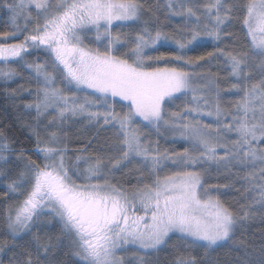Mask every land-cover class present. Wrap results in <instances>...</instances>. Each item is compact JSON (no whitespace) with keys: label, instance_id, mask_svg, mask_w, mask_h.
Instances as JSON below:
<instances>
[{"label":"snow or ice","instance_id":"obj_1","mask_svg":"<svg viewBox=\"0 0 264 264\" xmlns=\"http://www.w3.org/2000/svg\"><path fill=\"white\" fill-rule=\"evenodd\" d=\"M4 6L12 14L15 30L0 37L15 38L20 31L29 34L20 43H0V61H23L30 48L43 50L49 57L43 63L26 62L37 89L35 104L25 107H35L37 120L53 109L49 124L59 121L57 128L69 118L80 117L92 127L110 128L113 133L107 143L110 154L77 155L74 162L67 147L60 146L58 132H51L46 141L37 139V152L44 162L29 159L7 184L8 193L24 197L5 216L9 239L0 243V252H12L10 264H52L51 249L39 244L38 236L34 251L28 245L15 251V242L31 234L44 215L58 220L79 264H125L118 251L127 253L129 246L145 254L159 251L176 233L193 246L214 249L230 240L238 221L249 219L254 209L241 206L237 212L218 195L219 188L229 185L203 182L210 162L245 181L246 191L257 193L255 203L264 210V0H247L240 6L249 38L247 50L225 53L217 47L195 57L185 49L204 38L219 41L237 6L224 0L200 5L193 0H168L165 7L171 15L186 18L181 38L158 29L153 34L145 21L130 42L112 30L141 19L144 5L139 0H11ZM20 18L25 20L23 29L17 24ZM89 33L95 34L94 42L103 43V50L85 43ZM169 40L177 46L175 54H146L145 49ZM129 43V52H120ZM221 55L233 81L228 91L239 97L227 108L222 106V90L215 80L195 71L202 62ZM12 75L0 70V76ZM197 79L205 80L203 86L196 84ZM189 93L191 106L181 112L167 111L168 105ZM205 117L211 122L202 123ZM142 127L178 133L189 147L171 154L161 151L158 143L142 134ZM11 151L6 140L0 141V168L11 163L5 155ZM133 161L147 171L150 183L141 180L129 190L110 181L115 171ZM167 162L175 171L161 178ZM10 171L0 170V176L9 179ZM174 264L198 262L192 257ZM259 264H264V258Z\"/></svg>","mask_w":264,"mask_h":264},{"label":"trees","instance_id":"obj_2","mask_svg":"<svg viewBox=\"0 0 264 264\" xmlns=\"http://www.w3.org/2000/svg\"><path fill=\"white\" fill-rule=\"evenodd\" d=\"M144 5V11L141 16L140 23L129 24L126 27L113 28V35L122 31V37L129 39V42L135 38L137 32L145 26L147 21L150 30L158 29L174 39H180L181 35L186 32L184 29L186 26V19L181 16H173L166 9L165 3L162 0H139ZM198 5L203 4L206 0H197ZM6 3H11V0H0V33L14 31V26L11 22V13L4 6ZM229 6H237L233 9V15L231 23L224 34V38H228L236 42L231 49L223 50L215 42H198L195 45L189 46L185 49L188 56L195 57L206 54L207 52H215L217 47L223 50V52H235L241 50H247L249 44V38L246 37V29L243 26V17L245 15L242 11V5L247 3V0H225ZM21 23V22H19ZM227 23V22H226ZM20 28L23 29L22 25ZM21 32V31H20ZM125 32V34L123 33ZM11 38V37H10ZM9 39V38H8ZM3 37H0V43L4 41ZM12 40V39H10ZM22 40V39H21ZM20 40V41H21ZM96 47V45H91ZM131 47V43H129ZM177 51V46L173 40L163 41L154 48H149L145 51L147 55L159 56L172 55ZM126 52V51H124ZM123 53V52H122ZM223 56V55H221ZM221 56L213 57L210 63L204 64L202 67L196 70H210L218 69L221 66ZM45 60H37L34 54L25 55L24 60L13 63L12 66L7 68L8 71H12L14 75L10 78V82L0 79V137L4 138L10 146L14 154V159H11V163L15 165L14 172L9 174V179H4L0 176V243L8 240V233L5 224V216L9 208H13L16 198L12 193H8L7 184L11 179L15 178L19 172L23 171L24 164L29 160H35L37 163L41 162L40 154L37 152V129L33 128V124L23 123V117L30 116L25 105L31 104L30 96L34 88L37 85L33 84L30 79L33 76L30 69L26 67L27 63H43ZM163 61H161V66ZM191 71L192 69H186ZM30 74V76H29ZM29 92V93H28ZM71 94V93H70ZM187 102L184 98L175 100L172 104L167 106L168 112H178L185 108ZM116 109H120L119 105ZM29 120V121H30ZM104 129L94 127H87V124H82L77 130H72L69 133V140L67 141L68 157L75 159L77 155L83 157H94L98 154L107 152L108 139L104 136ZM41 140V138H40ZM171 141L166 145V149L171 152H182L184 148L188 147L187 144L179 141ZM104 149V152H101ZM20 165H17L18 163ZM13 166V165H11ZM216 168L206 170L203 174V180L208 185H229V187L219 188V198L226 205L232 207L237 212L240 211L241 206L251 205L254 209L251 217L246 220L238 221L235 231L232 234L230 240L223 245L214 247V249L205 250L201 247H196L190 244L189 241L172 238L167 244L159 251L151 254L141 255L147 261V264H174V262L180 258L184 260L195 257L198 264H259L260 260L264 258L262 249H264V210H261L260 205L255 203V197L257 193L246 191L249 185L242 180L235 179L229 172H215ZM6 171V169H5ZM233 173L237 169L231 170ZM243 174V173H242ZM144 174H127L124 173L122 181H117L116 184L123 186L125 189H132L137 185L139 181L143 180L147 183L148 180ZM6 193H8L6 195ZM46 229L43 231L46 233ZM38 234L36 229L32 230L31 234H26L23 239H18L15 243L18 247L15 249L17 253L23 251V246L28 245L29 250L34 251L38 246L34 237ZM46 236V235H45ZM48 246L53 252L54 259L52 264H79V261L72 255V251L69 248L68 240L61 234L60 229H54L49 232ZM9 243L11 241L9 240ZM39 244L43 245V238H39ZM55 252L57 256L55 255ZM12 252L5 251L0 252V264H10L12 260ZM41 256H43V249H41Z\"/></svg>","mask_w":264,"mask_h":264},{"label":"rangeland","instance_id":"obj_3","mask_svg":"<svg viewBox=\"0 0 264 264\" xmlns=\"http://www.w3.org/2000/svg\"><path fill=\"white\" fill-rule=\"evenodd\" d=\"M162 2L165 3V6H166V4L168 3V0H162ZM193 3L198 5L197 0H193ZM183 19L185 20L186 18L183 17ZM140 20L137 21V22H128V25L129 24H134V23H140ZM19 22H21V23H19ZM17 24L19 26L22 25V27H24L25 20L23 18H20V19H18ZM188 26H191V25L188 24ZM29 27H31V25H29ZM228 27L226 28V30L221 32V39L219 41H212V40H210L208 38H204L200 42H210L211 41V42L217 43L218 46L222 47L223 50L231 49V47L234 46L237 41L234 42L233 40H230L229 37L228 38H224V34L227 31ZM184 29L186 30V26H185ZM246 31H247V29H246ZM118 33L122 35V31L118 32ZM123 33L125 34V32H123ZM27 34H29V33L28 32H24V31L18 32L17 36L15 38H9L7 40L2 41V43H9V44L20 43L21 41H23L24 36L27 35ZM153 34H154V31H153ZM94 36H95L94 33H89L88 36L85 38V43L88 44L90 47H92L91 46L92 44L96 45V47H100L101 50H103V43L102 42H94ZM122 36H124V35H122ZM125 38L122 37V39H125ZM10 39H12V40H10ZM161 42H163V41H161ZM160 43H158L157 45H159ZM129 50H130V46L129 45L126 46V47L120 48V52H124V51L129 52ZM147 50H149V48L145 49V51H147ZM31 54H34V56L37 57V60H43V58L47 59V60L49 59L48 55L43 50H36V49H31V48L29 49V53L23 54V55L25 56V55H31ZM221 59H222L223 63L221 64V66H219L218 69H213L212 68L210 70H207V69L202 70V68H201L198 71L195 69V71L197 73L202 74L207 79L215 80L216 85L219 87V89L222 90V91H220V97H221L222 106L227 108V107H230L231 105H234L235 101L238 100L239 97L237 95H235L233 92L228 91V89L230 88L231 83L233 81H232V79H231V77L229 75L228 65L226 63L225 56H221ZM20 61L21 60H19L18 58L13 60V61H11V62H9V63H5L3 61H0V70L8 71L7 68L12 66L13 63L20 62ZM258 63H259V61L257 60V64ZM32 74H33V76H31L30 79L33 81V84L37 85L36 80L33 78L34 77V73L32 72ZM29 76H30V74H29ZM3 78H4L5 81L10 82V80L8 78H5L4 76H0V79L3 80ZM204 83H205V80L197 79V81H196V84L199 85V86H203ZM57 86L63 88V85L59 81H57ZM36 89H37V86H36V88H34V90L32 92H30L31 93L30 98H31V100H33L31 102V104H35V102H36ZM65 94L66 95H71L70 92H68L67 90H65ZM212 95L214 97L215 96V92H213ZM181 98H184V99L187 100V102L185 103V107L186 106H191V104H190V102H191V93H189L187 97H181ZM27 110H28V112H30V116H32V117H31V120H30V118H28V116L27 117L24 116L23 117V123L30 124V125L33 124L32 127L36 128L37 129V133L39 134V137L37 136V139L39 138V140H40V138H41V141H46L48 139V137H49L51 132H58L59 135H60V139L63 142L60 145L61 147L67 145V141L69 140V138H68L69 137V133L72 130H77L80 127V125L87 124V127L94 128V127H92L91 125L88 124L87 120H84L83 118H80V117H77L75 119L69 118L60 128H57L56 124H59V121H57L56 124H49V121L52 120V117L55 115V111L53 109H49L48 113L45 114V115H42L39 118V120H37L35 107L27 108ZM102 110L103 109H101V111ZM182 110L183 109H181V111ZM117 111H120V109H118ZM181 111L178 110V112H181ZM209 122H211V121L207 117L203 118V120H202V123H209ZM141 131H142V134L144 136H146L148 140L152 141L154 145L156 143H158L161 151L166 149V145L171 141L170 139H173L174 142L175 141H177V142L181 141V142L187 144V146L189 147L188 142H186L185 140L181 139L179 137L178 133H173V132H171L169 130H166L163 127L160 129L159 133H157L153 129H147V128H143V127L141 128ZM103 133H104L102 135L103 138H104V136L107 137L108 141H109V138H111L113 136L112 130L110 128H104ZM233 138H234V134H233ZM0 141H5V140H4V138L0 137ZM107 154H110V153H108V152L104 153V155H107ZM5 155H7L9 157V160L14 159L13 151H11L10 153H5ZM40 157H41V162L43 163L44 162L43 155L40 154ZM138 159L139 158H137V160ZM71 161L74 162L75 159H71ZM2 164H3V162H0V165H2ZM16 164L20 165L19 161ZM11 165H13V166H11ZM84 166L85 165L83 163H81V167H84ZM14 167H15V165L13 163H9L8 165H3V167L0 168V170L5 171V169H6V171H9V169H10L11 171L9 172V174H12L14 172ZM211 168H216L215 172H219L220 175L222 174V172H226L223 168H218L214 163L210 162L209 165H206V169L208 171ZM233 169H235V168H233ZM22 170H24V167H23ZM173 171H175V168L172 166L171 162H167L166 166L163 168V171H161L159 173V175L161 176V178H163L164 175L170 174ZM125 172L127 174H135V175L144 174V176L147 178L146 180H148L147 183L151 182V180L148 178L147 171L144 170L142 165L137 163L136 161H133L132 164H129L127 167L122 168L119 171H115L110 176V181L112 183H114V184H116L117 181H122V177H123ZM202 180H203V176H202ZM203 182H204V180H203ZM12 195H14L15 198H16V202L13 205V208H14L16 205H18L24 199V197H23V195H19V194H15V193H12ZM56 228L60 229V231H61V225L58 222V220L53 218L52 216L44 215V216H41V218H40L39 226L38 227H34L32 230L36 229V233L38 234L37 236L39 238L40 237L43 238V245H47L48 242L51 240V239H49V232L54 230V229H56ZM45 229L47 230L46 233L43 232ZM234 231H235V228H234L233 232ZM24 235H26V234H23V236ZM172 238H180V239H182L181 235L179 233L172 234L170 239H172ZM226 242H222L218 246L223 245ZM68 245H69V242H68ZM215 247H217V246H215ZM70 250H71V248H70ZM155 252H157V251L153 250V251L149 252L148 254L155 253ZM55 255L57 256L56 252H55ZM141 255L146 256L144 251L136 252L135 248H133L132 246H129V251L127 253L121 252V251L117 252V256H122V257L125 258V264H142V261H143V264H147L148 260L145 261V258L142 257ZM49 259L50 260L54 259L53 252L50 253ZM75 259L77 261H79L78 258L75 257Z\"/></svg>","mask_w":264,"mask_h":264}]
</instances>
